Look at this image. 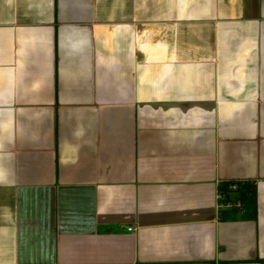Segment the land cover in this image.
<instances>
[{"label":"crops","instance_id":"0c3cea01","mask_svg":"<svg viewBox=\"0 0 264 264\" xmlns=\"http://www.w3.org/2000/svg\"><path fill=\"white\" fill-rule=\"evenodd\" d=\"M0 264H264V0H0Z\"/></svg>","mask_w":264,"mask_h":264},{"label":"trees","instance_id":"16d2710c","mask_svg":"<svg viewBox=\"0 0 264 264\" xmlns=\"http://www.w3.org/2000/svg\"><path fill=\"white\" fill-rule=\"evenodd\" d=\"M231 185L232 188H231ZM223 203L225 205L240 204L242 216L245 219L255 220L258 214L257 189L256 185L251 182L223 183L222 184ZM233 194L236 195L233 198ZM233 209L223 211V218L231 217Z\"/></svg>","mask_w":264,"mask_h":264}]
</instances>
